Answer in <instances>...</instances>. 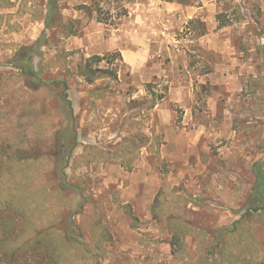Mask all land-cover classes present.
Instances as JSON below:
<instances>
[{
	"label": "rangeland",
	"instance_id": "374dc122",
	"mask_svg": "<svg viewBox=\"0 0 264 264\" xmlns=\"http://www.w3.org/2000/svg\"><path fill=\"white\" fill-rule=\"evenodd\" d=\"M48 1L0 0V91L7 80L12 91H40L46 101L44 109L52 120L55 114L59 118L49 138L31 139V152L59 159L55 172H46L52 195L47 208L53 214L58 208L56 233L67 247L59 244L60 254L52 258L42 246L17 253L4 243L3 264H103L104 258L109 259L105 264L110 260L117 264H219V233L232 229L250 209L253 166L264 161V0H129L125 2L127 15L122 17H118L116 2H104V13L113 17L108 24L97 20L92 0H58L61 23L46 30ZM170 3L203 7L205 21L195 17L184 22L182 12L167 17L168 12H161ZM238 12L244 15L243 22L237 20ZM219 15L228 26H220ZM145 41L148 49L144 45L142 51L137 49L136 42ZM29 48L35 52L29 69L37 73L36 81L24 74L18 61L19 52ZM115 52L122 55L110 67L117 72V81L100 79L90 85L79 76L83 60ZM149 54V64L136 69L135 60L145 61ZM100 67L109 65L103 62ZM148 68L162 75L146 80ZM152 95H164L159 104L169 102L176 123L171 134L179 138L178 150L188 154L187 160L162 158L167 142L162 118L154 113L159 104L149 109ZM176 98L183 104L170 101ZM0 102L16 117L18 108L11 95L0 94ZM189 106L193 107L192 120L185 111ZM191 130L197 138L195 147L188 136ZM136 131L159 136L160 144L154 140L152 147L142 149L132 161L131 172L97 159L78 167L77 177L72 178L70 166L79 156L86 151L114 153ZM143 154H148L162 182L170 178L174 182L168 191L162 187L156 197L161 216L175 213L193 225L195 235L187 237L191 240L189 245L186 241L182 261L169 256L166 242L156 239L164 238L156 223H142L136 217L138 221L129 229L122 221L128 206L121 204L122 188L111 182L119 180L125 189ZM90 198L92 202L82 206ZM6 216L8 212H0V219ZM96 218L108 224L112 242L104 244L105 257L92 254L86 262L83 250L94 249L98 237ZM254 219L249 245L264 260V211L254 214ZM16 227L19 234V218ZM4 232L0 230V239Z\"/></svg>",
	"mask_w": 264,
	"mask_h": 264
},
{
	"label": "trees",
	"instance_id": "16d2710c",
	"mask_svg": "<svg viewBox=\"0 0 264 264\" xmlns=\"http://www.w3.org/2000/svg\"><path fill=\"white\" fill-rule=\"evenodd\" d=\"M92 1V6L97 11V20L100 23L108 24L110 19L112 20L113 18L109 12L107 14L104 13V9L101 6V3L104 2H116L118 4V9H116L119 11L118 17L127 15L125 2L129 0ZM162 1L175 2L176 0ZM237 16L239 22L245 20L241 12H238ZM218 20L221 22V27L228 26V23L223 21L222 15L218 16ZM45 23L47 26L46 30H50L52 29L51 27L61 23L58 0L48 1ZM257 23H259V20ZM21 51L18 54V61L21 64L20 68L26 76L32 77L35 81L38 80L37 73L29 69L33 66L32 57L35 55L34 50L29 48ZM118 59H122L120 52L105 56H92L79 63L78 74L90 85H94L100 79L117 81V72L110 67ZM103 62L109 67L101 68L100 64ZM63 86L65 88V100H67L68 85L64 83ZM10 88H12V84L7 80L0 91L2 95H11L13 105L18 108L16 117H12L0 102V212L9 213V216L0 219V230L5 231L4 238L0 239V264H3L2 257L4 255L1 246L4 243L9 248H14L17 253L35 249L36 246H42L52 258L60 254V245L67 247L64 240L59 238L56 233L55 217H57L58 213L55 214V212L58 208H55L54 214L51 208H47L52 195L49 191L50 183L46 179V172L56 170L59 159L57 160V156L51 154L33 156L31 152V139L49 138L50 131L55 127V123L59 122V118L55 114L53 116L57 121L55 118L52 120V115L44 109V107H47L45 105L46 101L41 99L40 91L33 90L30 92L27 90L18 92L12 91ZM163 99L164 95H152L149 109L155 108ZM69 104L71 103L69 102ZM131 131L132 128L128 130L130 133ZM154 140L160 144L159 136L151 138L140 131H136L132 132L130 138L120 143L114 153L98 150L94 151V154L86 151L70 166L73 170L72 178L77 177L75 172L78 167L89 165L97 161V159L105 163H117L131 172L132 161L139 157L142 149L152 147ZM253 174L255 184L249 199L250 209L244 214L243 220L237 222L232 229H223L219 233V238L222 241V244H219V264H264L263 258L257 255L256 251L253 252L249 245L250 238L254 236L256 225L254 214L264 211V161L254 164ZM81 189L83 188L81 187ZM58 192L62 196L64 195L61 188L58 189ZM64 200H66L65 197ZM91 200V198L85 200L82 206L85 205V202L91 203ZM158 204L159 199L157 198L153 207V214L160 221V214L163 213V210L158 207ZM127 213L134 223L138 221L130 207L127 208ZM176 215L175 213L167 215V226L173 231L171 240L173 254L177 260L182 261L186 257V239L189 235H195V231L190 222ZM18 218L22 220L19 234H17L16 227ZM95 230L98 234L100 233V237L98 236L95 240V251L92 248L83 250V255L86 257L84 260L86 261L92 257V254H95V256L100 254V257H105L104 244L112 242V237L108 230L102 226L99 218H96ZM14 234H16V237H14ZM255 246V249L259 247ZM246 252L254 256L250 258Z\"/></svg>",
	"mask_w": 264,
	"mask_h": 264
},
{
	"label": "crops",
	"instance_id": "0c3cea01",
	"mask_svg": "<svg viewBox=\"0 0 264 264\" xmlns=\"http://www.w3.org/2000/svg\"><path fill=\"white\" fill-rule=\"evenodd\" d=\"M166 12H168L167 17H170L171 14H177L178 12H182V16L180 18L184 22H188L190 19H194L195 17L198 18V17L203 16L205 13V9L203 7H201V8H190L184 4L170 3V4H167L166 6H163V10L161 13L166 15ZM201 19H202V21H205L204 17L203 18L201 17ZM136 45H137V49H139V50H141V45H144L145 49H148L147 41L138 42V43L136 42ZM149 61H150V54L147 56L145 61H143L139 58V59L135 60L134 64H135V66L138 65V67L136 69H140L141 68L140 66L148 65ZM146 71H148V75H147L148 79L146 78V80H152L156 75H159V76L162 75V74L160 75V73H158L156 70H152V68H148ZM229 76L232 77L231 73H229ZM241 89H243V88H241ZM175 91H176V89H175ZM171 95H173V91L171 92ZM179 95L182 96L183 94L180 93ZM170 101L174 102V103L183 104L182 99H178V98H176L175 100L171 99ZM169 108H170L169 102L163 101L154 110V113L159 117L161 116V118H162L163 125H164V129H162V130H164L163 133L165 135L166 142H167L166 145L163 146L162 158L170 160V162H175L177 160H187L188 154L182 153L181 150L180 151L178 150V149H180V146H178L179 145V140H178L179 138L177 136L174 138L171 134V131L175 130V127H176L175 124L176 123L173 120V116L171 115L172 111ZM185 111L188 114V116L191 115L190 119L192 120V117H194L193 107L192 106H189L188 108L186 107ZM193 132L194 131L191 130L190 134H188V136L190 137L189 139H190V142L192 143V147H195L197 145L196 144L197 138H196V136H192ZM170 147H172V149H170ZM190 154L191 153H189V155ZM146 155L148 156V154H146ZM147 156H145V154H143L142 160L138 163L136 170L133 172V174L128 176L129 182H128V186L125 189H123L124 185L119 186V180H117V181L114 180L111 183H112V185H118V187H117L118 190L120 188H122V190H120L121 204L124 207L128 206L131 208V206H132L135 217H138L142 223L150 221L152 224L156 223V226H159V228L161 229L162 235H164V238L158 237L156 239H161L162 241L166 242L164 244H166L167 248L169 249V256L172 257V256H174L173 249L171 246V240L173 238V232L167 228V216H161L162 215V213H161L160 214V221H159L158 219H156L154 217L153 207L155 205L156 197L159 194L161 188L163 187L165 189V191H168L169 190L168 187H170L172 185L171 183L173 182L172 181L173 179L170 178V179L164 180V182H162L160 180V177L156 173V171H154L153 168L151 167ZM190 156H192V155H190ZM116 169L119 170L120 168L116 167ZM173 188H174V186H173ZM138 193H142L140 199L137 198ZM137 199L140 200L139 203L137 202ZM176 199H177V196L175 198H170L169 200L173 201ZM93 217H94V213H93ZM121 218H122V221H124L130 229V226L133 223L131 217L128 214H126L125 212H123L121 215ZM237 222H235V224ZM101 223H102V226L104 228L109 230L110 227L108 226V224L106 222L104 223L105 225L103 224L102 221H101ZM95 233L97 236L100 237V233L98 234L97 231ZM112 234H113V232H112ZM150 235L152 236V233ZM190 238L191 237L187 238V240H186L188 245L190 244V242H189L191 240ZM195 248H196V242H195ZM104 250L106 253L108 252L107 248H105ZM125 250H127V247L123 249V251H125ZM112 253H114V252L112 251ZM118 253H120V252H118ZM157 253L158 252H156V254ZM153 255L154 254H152L151 256H153ZM106 260H109V259L104 258L102 260L103 264H105ZM111 261L112 260H110V262L108 261V264H112L113 262H111ZM86 262H88V261H86ZM124 262L121 264H133L131 262H125V263ZM115 264H117V263H115Z\"/></svg>",
	"mask_w": 264,
	"mask_h": 264
}]
</instances>
